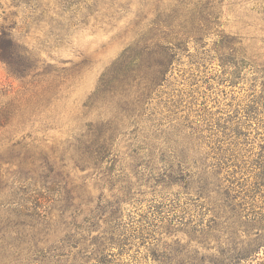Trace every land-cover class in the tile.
Listing matches in <instances>:
<instances>
[{
	"label": "rangeland",
	"instance_id": "obj_1",
	"mask_svg": "<svg viewBox=\"0 0 264 264\" xmlns=\"http://www.w3.org/2000/svg\"><path fill=\"white\" fill-rule=\"evenodd\" d=\"M143 2L32 0L28 7L36 8L37 12L34 19L27 20L30 8L24 1L0 0V34L2 31L13 34L32 53L31 60L20 67L8 68L0 58V223L13 221L16 216L20 220L32 217L38 220L39 216L45 217L46 223L55 218L59 227V215L64 211L69 215L74 210L81 214L76 226L91 230L89 245L109 231L117 236L125 230L130 237L133 232L128 225L137 226V222L131 221L144 216L153 225L149 238L129 241L131 246L125 248L127 254L121 257L117 255L120 250L113 248L111 253L117 264H213L235 255L243 245L256 250L243 264H264V188L260 193L253 191L258 175L264 174V135L253 132L251 142L239 146L234 153L237 168L233 170L236 184L232 193L236 217L232 216V221L236 231L229 223L216 231L207 228L214 217L213 201L186 195L185 174L165 178L162 165L154 168V172L137 167L132 173L135 162L129 160L127 144L131 141L129 135L134 133L117 138L116 163H104L99 166L100 171L78 168L72 161L59 158L85 133L87 124L99 121L96 113L85 108L88 98L101 77L139 40L154 19L151 15L142 18ZM159 3L181 12L185 5H191L193 13H197L193 19L210 13L212 24L201 30L194 25L188 43L181 49L185 52L179 54V64L158 89L162 102H168L169 106L178 102L177 116L167 118L159 114L154 97L143 118L144 131L136 133L170 134L171 126L188 131L190 125L197 123V109L203 108L215 118L230 117L232 128L237 119H242L257 134H264V0H159ZM234 39L242 50H255L253 67L243 65L238 70V79L229 75L234 68L220 66L213 51L220 50L226 43L223 41ZM204 50L210 51L205 58L214 59L205 70L201 68L196 73L195 66L190 65V56L198 60L204 57ZM253 107L256 115L250 120L244 112ZM241 131L249 134L248 129ZM215 147L209 143L198 151L196 147L184 148L183 152L197 166L217 164L220 152ZM137 153L145 156L143 152ZM160 153L158 149L154 155L158 157ZM39 157L42 159L38 161ZM31 164L36 171L41 168L36 173H43L42 177L57 179L55 175L62 171L65 178L60 187L66 184V191L48 193L33 184L29 178ZM106 165L122 170L127 177L124 179L131 184L130 191L129 184L113 185L116 179L103 177ZM223 184L230 186L228 182ZM123 186L127 189L125 193ZM242 187L248 191L252 188V193H242ZM69 190L72 197L66 200L65 192ZM38 194L43 198H38ZM115 202H120V206ZM104 203L118 209L116 226L105 224L108 218L100 212ZM226 217H231L228 211L224 220ZM64 222L76 229L72 218ZM32 260L39 261L37 264H72V259L49 261L41 255Z\"/></svg>",
	"mask_w": 264,
	"mask_h": 264
},
{
	"label": "trees",
	"instance_id": "obj_2",
	"mask_svg": "<svg viewBox=\"0 0 264 264\" xmlns=\"http://www.w3.org/2000/svg\"><path fill=\"white\" fill-rule=\"evenodd\" d=\"M23 1L26 7L30 8L28 6L32 0ZM144 8L147 10L145 11ZM31 9L32 7L27 10L29 13L26 16L27 20L34 19L33 16L37 12L36 8ZM142 11V18L151 15L154 16V19L150 20L146 32L142 34L139 40L129 46L112 69L101 77L96 89L86 102L85 108L96 113L99 121L96 124H87L85 133L82 132L74 143L69 145L71 150L67 148L69 151L61 153L59 158L64 162L66 160L72 161L78 168L92 167L96 171H100V165L102 167L104 163H116L114 145L117 138L123 137L129 132L134 133L129 135L132 142L129 141L127 144V151L130 152L129 160L135 162L132 165V173H135L137 167H146L154 172V168L162 165L165 178L176 174H185L184 179L187 180L185 183L186 195L192 194L198 200L213 201L214 209L212 212L214 217L207 228L216 231L223 224L229 223V226L233 225V229L236 231L235 221H232V216L236 217L233 207L235 197L232 193L234 192L233 184H236L233 170L237 168L234 153L239 146L251 142L250 137L253 132L256 135L264 134H257L255 128L246 124L247 122L242 121V119H237L232 128L230 117L226 119L215 118L214 114L203 108L197 109V123L192 127L190 125L188 131H183L180 126L177 130L171 126L170 134L136 133L139 130L144 131L143 118L154 97L159 114L167 115V118L177 116L180 109L178 102H175V105L170 104V106L168 102H162L158 89L164 85L167 76L172 74L179 64V54L185 52L181 49L185 43H188L194 25L197 24L201 30L202 27L209 28L212 24V14L210 13L205 17L193 19L197 13H193L191 5H185L181 12L176 9L164 8L159 0H144ZM196 34H198V30ZM223 42L226 43L221 46L220 50H213L216 54L215 59L223 69L234 68L235 70L229 75L233 79H238V70L243 65L253 67V58L255 57L253 51L255 50H242L235 39ZM207 52L210 51L204 50L202 53L204 57H199L195 61L194 57L190 56V65L195 66L196 73H200L201 68L205 70V66L213 61L214 58H205ZM31 57L32 53L21 43L19 38L2 31L0 34V58L5 61L8 68H13L14 65L17 67L25 66ZM248 109L244 112L245 117L253 120L256 110L254 107L251 110ZM132 128L134 129L132 130ZM241 129H248L249 132L247 133L249 134L246 135ZM205 133L207 135H204ZM262 141H264V136ZM209 143L215 144L214 149L220 152L217 164L205 165L200 163V166H197L192 162L190 156L183 152L184 148L193 150L196 147L198 151L203 145L208 146ZM135 144L138 146L135 147ZM158 149L161 153L160 156L156 157L154 152ZM167 150L171 154H166ZM229 150L232 151L227 154ZM136 151L145 153V156H140ZM224 155L228 156L225 157ZM39 159L42 158L39 157L38 161ZM53 160L55 162V158ZM32 164L29 168L32 172L29 178L33 179V184L45 188L48 193H55L59 189L66 191V184L64 187H60L64 184L65 178L62 171V173L58 171L55 175L57 179L49 176L42 177L43 173H36L41 168L36 171ZM50 164L53 163L50 161ZM51 169L54 167L51 166ZM105 170L103 177H108L110 180L116 179L113 185L129 184L128 191H130L131 184L126 182L124 178L127 177L124 176L121 169L117 171L115 166L106 165ZM116 174L119 175L115 176ZM223 182H228L230 186L224 185ZM263 188L264 174L260 173L253 191L260 193ZM122 191L123 193L127 192L126 187L123 186ZM69 192L71 190L65 192L66 200L72 197ZM242 193H252V188L248 191L242 187ZM32 194L34 193L29 195L32 196ZM38 198H43L42 194H38ZM91 203L89 202V204ZM118 204L120 206V202ZM71 208L69 209L71 210ZM225 211H228L231 217H226L224 220ZM66 212L64 211L59 215L60 228L57 227L55 218L46 223L45 217L39 216L38 220H35L34 217L20 220L16 216L13 221L5 220L4 223H0V264H26L24 262L37 264L39 261L32 260V257L37 255H41L42 258H47L49 261L64 258L72 259V264H90L93 262L95 264H117L118 260L113 258L112 249L118 248L120 252L117 255L120 257L122 254H127L125 248L130 245L129 241L148 239L153 226L147 218L141 216V220L135 221L134 219L131 221L137 222V226L128 225L133 232L130 237L125 234L128 233L125 230L117 236L109 231L99 237L98 242L93 241L87 245L91 230L78 227L75 224L81 214L74 210L73 213L70 211L69 215ZM100 212L101 214L105 213L104 216L108 218L104 220L106 225H114L118 209L114 208L113 204L104 203L100 206ZM89 217L92 220L93 214ZM94 217L98 218L99 215L94 214ZM68 218H72L76 229L70 227V223L64 222ZM115 236L116 238H114ZM254 253L256 250H250L243 245L235 255H230L229 258L223 257L213 264H243V262L250 260Z\"/></svg>",
	"mask_w": 264,
	"mask_h": 264
}]
</instances>
